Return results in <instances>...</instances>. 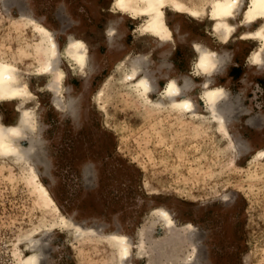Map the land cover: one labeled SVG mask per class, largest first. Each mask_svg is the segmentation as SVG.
Segmentation results:
<instances>
[{
    "label": "rangeland",
    "instance_id": "obj_1",
    "mask_svg": "<svg viewBox=\"0 0 264 264\" xmlns=\"http://www.w3.org/2000/svg\"><path fill=\"white\" fill-rule=\"evenodd\" d=\"M109 1L0 0V56L28 57L33 48V27L16 15H31L60 41L66 34L94 37L95 31L106 29L110 16L103 8ZM177 17L169 24H178L185 35L177 39L173 54L163 65L156 52L150 56L149 72L157 90L166 85V74L182 83L192 70L193 38L216 42L201 26ZM121 20L120 45L93 43L96 72L89 80L67 76L66 84L77 95L73 114L57 110L51 93L33 86L42 142L38 172L56 209L35 193L24 166L0 163V264H15L16 243L41 225L42 264H111L105 230L129 241L128 264H146L147 256L137 252L139 233L156 208L169 212L177 226L194 231L195 243H185L194 264H264V156L250 161L264 149V66L248 63L255 43L235 40L219 48L226 60L212 80L228 93L226 120L236 142L230 151V145L217 140L195 117L153 108L118 85L95 99L101 82L115 74L125 49L138 53L133 33L137 20ZM29 81L36 84L34 78ZM199 93L198 87L190 92L195 107L205 111ZM0 106L2 112L12 113ZM60 215L71 228L77 225L90 232L71 235L74 230L60 222ZM163 236L162 225H156L151 237ZM142 241L152 248L150 238ZM151 256L156 264H176L163 258L158 248Z\"/></svg>",
    "mask_w": 264,
    "mask_h": 264
},
{
    "label": "bare ground",
    "instance_id": "obj_2",
    "mask_svg": "<svg viewBox=\"0 0 264 264\" xmlns=\"http://www.w3.org/2000/svg\"><path fill=\"white\" fill-rule=\"evenodd\" d=\"M103 12L110 16L106 29L95 31L94 37L83 36L81 33L66 34L64 41L58 40L48 26L31 15L20 13L16 17L25 25L32 26L36 35L33 48L28 49L30 55L14 59L0 56V105L12 110L8 115L1 111L0 106V163L24 166L29 172V183L35 193H39L41 197L43 195L49 205L52 204V208H55L54 203L38 172V162L41 159H37V149L42 142L38 124L40 109L33 86L39 90L46 88L51 93L53 106L57 110L66 109L73 114L78 105L77 95L66 84L67 76L74 74L85 81L89 80L96 72L91 51L95 46L93 43L105 41L111 47L120 45V33L123 30L121 18L129 16L138 22L133 30L138 53H133L130 47L125 49L123 58L117 63L115 74L101 82L95 99L99 100L108 87L118 85L153 108L195 117L203 125L209 126L217 140L230 145V151L235 149L236 142L233 143L226 120L230 110L228 93L212 80L226 60L224 56L227 54L223 55L219 48L235 40L254 42L248 63L258 68L264 66V0H111L104 6ZM177 16L201 26L216 42L213 44L210 37L193 38L190 42L193 48L192 70L183 77L182 83L174 74H166V85L157 90L149 72L150 56L152 52H156L159 55V65H163V60L173 54L177 39L185 35L178 24H169V19H176ZM178 32L181 34L176 36ZM33 57V63L28 66L27 63ZM196 77L200 81L194 84L191 80ZM31 78L36 80V84L29 81ZM196 87L200 91L199 97L205 101V111H199L195 107V100L190 94ZM155 91L156 96L153 95ZM24 140L29 145H23ZM263 156L264 149L258 150L250 161ZM150 212V222L139 233L137 251L138 254L147 256L146 264H156L152 257L156 253L151 256L154 248H158L166 260H173L176 264H194V259H190L191 256L186 252L185 244L195 243L194 231L188 225L174 224L170 213L163 208L152 209ZM59 219L68 229L74 230L71 235L80 237L91 230H83L86 228L77 225L73 229L72 224L62 215ZM156 225H162L164 229V236L159 240L151 237ZM93 231L95 232H91ZM39 235H42V225L19 239L13 253L17 258L15 264H42ZM102 235L108 257L113 258L111 264H128L132 250L126 237L106 230ZM144 236L150 238L153 249L144 247Z\"/></svg>",
    "mask_w": 264,
    "mask_h": 264
}]
</instances>
